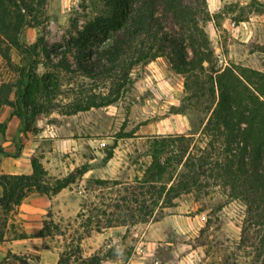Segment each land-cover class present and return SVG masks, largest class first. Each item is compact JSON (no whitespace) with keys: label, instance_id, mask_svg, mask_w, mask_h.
Listing matches in <instances>:
<instances>
[{"label":"rangeland","instance_id":"obj_1","mask_svg":"<svg viewBox=\"0 0 264 264\" xmlns=\"http://www.w3.org/2000/svg\"><path fill=\"white\" fill-rule=\"evenodd\" d=\"M204 2V13L212 20L199 26L209 38L216 67L242 66L264 73V0ZM103 9L96 0H46L41 25L25 28L21 41L28 45L43 35L48 48H61L70 25L81 29ZM231 23L240 27L234 33ZM12 58V68L0 58V86L15 84L21 67L44 73L41 55L30 64L16 53ZM52 59L55 63L56 58ZM68 59L74 67V59L70 55ZM131 76L133 87L110 105L67 115V106L77 97L69 92L55 100L59 107L37 115L29 129L21 127L25 143L34 150L32 157L50 180L64 178L82 166L88 170L48 201L43 200L46 196L32 194L8 213L0 264L9 263L12 256L28 264H57L64 252L72 255L73 264L93 258L101 259L100 264L251 263L252 249L239 246L245 209L227 189L217 185L209 196L191 190L176 197L171 194L170 205L163 201L182 169L175 160L176 146L160 157L161 161L170 157L162 182H143L154 139L193 137L191 145L201 146V129L209 117L205 103L182 102L184 78L164 57L139 65ZM62 85L65 89L76 86L68 81ZM12 111L0 106V125H5ZM114 141L112 158L104 162ZM22 146L16 143L10 153L20 152ZM160 185L166 189L162 196Z\"/></svg>","mask_w":264,"mask_h":264},{"label":"trees","instance_id":"obj_2","mask_svg":"<svg viewBox=\"0 0 264 264\" xmlns=\"http://www.w3.org/2000/svg\"><path fill=\"white\" fill-rule=\"evenodd\" d=\"M96 1L103 5V12L81 29L70 25L65 45L50 49L43 35L28 45L21 41L25 28L41 25L46 0H0V58L4 64L13 67L14 53L29 64L40 55L45 60L42 75L34 68L21 67L15 84H1L0 106L11 108L12 116L27 130L37 115L59 107L55 100L69 92L77 97L67 106V115L112 104L133 87L134 68L164 57L184 78L182 102H204L209 117L201 129L200 147L191 145L193 137L154 139L151 165L143 182H162L170 157L164 161L160 157L176 146L175 160L182 169L176 184L165 192V204L170 205L171 194L176 197L193 190L209 196L214 186L227 189L245 209L239 246L252 249L250 264H264V73L242 66L216 67L209 38L199 26L212 20L208 12L204 13V0ZM64 81L76 86L62 88ZM115 147L114 141L104 162L112 158ZM30 164L29 175H0V242L6 216L25 198L32 194L53 197L88 170L82 166L64 178L50 180L37 158L32 157ZM159 189L162 196L165 188L160 185ZM39 234L45 236L44 229ZM71 258V254L61 253L57 264H73ZM89 262L100 264L101 259L83 264ZM6 264L28 263L12 256Z\"/></svg>","mask_w":264,"mask_h":264},{"label":"crops","instance_id":"obj_3","mask_svg":"<svg viewBox=\"0 0 264 264\" xmlns=\"http://www.w3.org/2000/svg\"><path fill=\"white\" fill-rule=\"evenodd\" d=\"M230 28V26H229ZM239 29L240 27H236ZM3 120L0 118V123ZM21 121L15 117L9 115L7 121H5L4 128L0 132V175H29L31 174V158L34 150L29 149V143H25L27 139L24 138L22 131L20 130L22 125ZM37 136H34V138ZM41 137V136H40ZM16 143L23 144L20 152L14 154L10 151H14ZM56 196V195H55ZM48 201L49 198H43Z\"/></svg>","mask_w":264,"mask_h":264},{"label":"built area","instance_id":"obj_4","mask_svg":"<svg viewBox=\"0 0 264 264\" xmlns=\"http://www.w3.org/2000/svg\"><path fill=\"white\" fill-rule=\"evenodd\" d=\"M230 31H231V33H234L235 32V30H236V26H235V24L234 23H231L230 25Z\"/></svg>","mask_w":264,"mask_h":264}]
</instances>
